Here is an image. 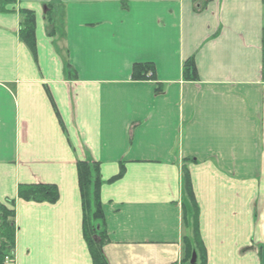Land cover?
Here are the masks:
<instances>
[{
  "label": "crops",
  "instance_id": "1",
  "mask_svg": "<svg viewBox=\"0 0 264 264\" xmlns=\"http://www.w3.org/2000/svg\"><path fill=\"white\" fill-rule=\"evenodd\" d=\"M63 6L49 35L47 8ZM34 12L37 55L19 38ZM264 0H0L6 264H93L77 164L97 162L109 264H185L182 172L207 264H264ZM194 59L199 80L183 79ZM136 64L155 79L136 82ZM125 167L122 178L110 182ZM55 185L56 204L18 199Z\"/></svg>",
  "mask_w": 264,
  "mask_h": 264
},
{
  "label": "trees",
  "instance_id": "2",
  "mask_svg": "<svg viewBox=\"0 0 264 264\" xmlns=\"http://www.w3.org/2000/svg\"><path fill=\"white\" fill-rule=\"evenodd\" d=\"M47 22L50 28L49 35L55 34L54 28L64 20L63 6L49 5L47 8ZM19 38L29 48L34 57L37 55L36 18L29 10H21ZM262 76L264 80V30L262 33ZM183 79L187 82L199 80L194 59H189L183 66ZM132 80L136 82L156 80L155 68L151 64H136L132 70ZM78 184L83 210V237L87 244L93 264H109L103 248L109 242L106 228V216L101 201L103 185L100 164L93 161L77 164ZM124 165H121L119 174L110 182L123 177ZM18 199L25 202L56 204L59 200V191L55 185H20ZM182 216L183 224L187 229V236L183 239L185 249V264H190L193 253L197 256V264H207L204 245L200 236V210L194 195L192 180L186 168L182 172ZM16 212L15 200L0 203V264H6V259H13L16 249Z\"/></svg>",
  "mask_w": 264,
  "mask_h": 264
},
{
  "label": "water",
  "instance_id": "3",
  "mask_svg": "<svg viewBox=\"0 0 264 264\" xmlns=\"http://www.w3.org/2000/svg\"><path fill=\"white\" fill-rule=\"evenodd\" d=\"M196 263H197V256H196L195 253H193V256H192L190 264H196Z\"/></svg>",
  "mask_w": 264,
  "mask_h": 264
}]
</instances>
